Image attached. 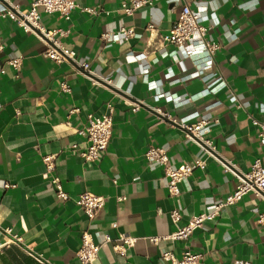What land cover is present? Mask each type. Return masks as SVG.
Segmentation results:
<instances>
[{
	"label": "crops",
	"instance_id": "1",
	"mask_svg": "<svg viewBox=\"0 0 264 264\" xmlns=\"http://www.w3.org/2000/svg\"><path fill=\"white\" fill-rule=\"evenodd\" d=\"M11 1L25 8L33 0ZM188 1L199 13L219 19L207 37L220 43L216 67L228 85L180 104L164 97L156 100L154 94L170 91L188 97L206 83L200 77L178 79L195 69L196 57L180 55L177 60L171 53L175 46L162 45L155 36L178 19L185 0H158L132 14L120 9L121 0H77L69 18L39 7L47 29L67 30L62 43L76 50L78 61L90 63V75L69 62L45 57L46 43L38 34L9 17L0 18V69L5 70L0 71V229L10 227L22 237L0 248V264H78L85 230L96 241L103 234L138 238L125 256L111 243L104 244L94 264H171L163 252L181 256L187 246L203 253L198 264H264V230L257 221L264 197L255 192L224 205L187 240L148 239L168 235L190 217L213 211L237 184L234 174L188 138L173 117L199 112L195 120H209L208 135L220 157L244 170L257 158L264 164V143L252 121H264V0ZM150 23L157 27L153 34ZM122 26L134 27L138 35L127 40L103 36ZM131 50L146 51L148 57L138 60L127 54ZM18 55L22 66L16 75L8 59ZM144 64L150 65L149 79L157 87L144 83ZM169 67L175 74L168 78ZM63 73H68L70 92L60 87ZM233 94L238 101L232 100ZM110 101L115 111L108 147L99 159L86 160L79 151L87 139L78 129L89 113L105 112ZM149 145L165 148L173 167L198 157L205 160L190 176L191 189L180 184L181 193L170 195L164 165L144 154ZM46 154L55 155L52 171L43 160ZM52 176L61 180L69 199L57 196ZM83 191L106 198L92 218L73 200ZM173 208L182 213L177 223L170 215ZM0 237L5 240L8 234Z\"/></svg>",
	"mask_w": 264,
	"mask_h": 264
},
{
	"label": "built area",
	"instance_id": "2",
	"mask_svg": "<svg viewBox=\"0 0 264 264\" xmlns=\"http://www.w3.org/2000/svg\"><path fill=\"white\" fill-rule=\"evenodd\" d=\"M158 0H121L120 9L127 14H132L135 10L146 6L153 5ZM78 5L77 0H33L30 6L22 8L17 3L11 0H0V18H11L19 23L24 29L38 34L46 43V48L42 54L45 57L51 58L57 63L69 62L73 68L85 75H90V63L88 61H78L76 57V50L72 47L65 46L61 41V36L66 34L64 29H47L41 22V15L39 7H42L47 12H58L60 15L69 18L72 10ZM88 10L93 8L87 7ZM210 19L212 23L207 25L204 20ZM234 22V21H232ZM219 24V19L213 15H203L196 11L188 0H185L182 5L180 16L169 27L167 32L159 33L155 36L156 41L165 45L171 43L175 49L171 52L177 60L181 56L196 57L195 69L186 75L179 77L180 80H186L191 77H200L205 83V87L199 93L182 97L170 91L160 92L154 94L156 100L164 97L167 101L175 103H183L197 96H204L211 93H217L228 85L225 77L220 73L216 67L215 54L220 48V43L207 37L208 31L214 25ZM148 29L153 34L157 29L154 23L148 25ZM133 35H138L134 27L122 26L119 31H105L103 36L110 40L129 39ZM234 36L235 33H233ZM2 44H0V48ZM127 54H132L136 59L142 60L148 57L146 51L135 53L129 51ZM158 59L157 57L155 58ZM8 63L13 66L18 75L22 66V56L18 55L8 59ZM150 65L144 64L142 66L143 81L149 88L157 87L155 80L149 79ZM1 72H5L3 68ZM175 74L174 70L169 67L165 73L166 77H171ZM96 81V80H95ZM60 87L64 91H71V84L68 81V73H63L60 80ZM233 101H238L236 95L231 96ZM237 105H241L238 102ZM139 108V104L135 103L133 109ZM160 109V108H159ZM75 110V109H73ZM72 110V111H73ZM261 110H264V104L261 105ZM115 105L110 101L107 103L106 111L100 115L89 113L87 121L78 129L81 135L87 139V144L84 149L79 151L86 160L95 161L100 158L101 153L107 149L113 131V116ZM199 112H195L184 116L180 119H173L178 121L185 131V135L201 146L208 155L216 157L223 168L230 171L237 178V184L234 190L229 193L225 199L218 202L215 209L211 212L197 214L184 223L179 225L172 233L168 235H152L148 239L151 242H157L163 238L187 240L193 232L202 227L204 222L208 219H213L219 213L220 209L227 204L235 203L241 200L247 193L255 192L264 197V164L260 158L255 159L247 170L241 169L230 160L219 156L214 140L208 135L210 131L209 120L207 118H195ZM168 117H172L166 112ZM253 123L258 125V135L264 143V121L253 118ZM145 156L154 160L157 163L164 165L165 172L169 177L168 190L170 195L178 196L181 193L180 184H184L187 189H191L190 176L197 167H204L205 160L196 158L193 162H184L178 167H173L169 162V155L167 150L157 145H149L145 151ZM48 171H52L55 167V155L46 154L43 156ZM51 181L54 183L56 194L63 199H69L70 194L63 188L61 180L57 176H52ZM6 187L11 186L10 183H5ZM123 198V197H121ZM74 202L83 209V211L92 218L105 204L106 198L102 194H97L92 191H83L73 197ZM170 215L176 223L182 218V213L179 209L173 208ZM264 230V210L260 211L257 220ZM8 234L5 240H1L0 248L22 240V237L16 233H12L10 227L0 229V234ZM137 237L128 233H120L119 236L113 239L109 234H103L96 241L93 233L88 230L83 231L81 235V244L77 250L78 264H94L100 248L107 243H111L113 249L125 256L127 250L134 246ZM163 259L169 261L171 264H198L203 253L195 251L189 246L185 247L181 256L176 255L173 250H166L162 254Z\"/></svg>",
	"mask_w": 264,
	"mask_h": 264
}]
</instances>
